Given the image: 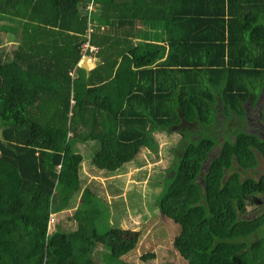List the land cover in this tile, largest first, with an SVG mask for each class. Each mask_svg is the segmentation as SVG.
I'll return each instance as SVG.
<instances>
[{"label":"trees","instance_id":"16d2710c","mask_svg":"<svg viewBox=\"0 0 264 264\" xmlns=\"http://www.w3.org/2000/svg\"><path fill=\"white\" fill-rule=\"evenodd\" d=\"M93 1L100 11L88 14ZM149 1L0 0V264H126L139 233L113 230L111 204L82 189L74 147L98 141L94 163L114 173L155 150L159 131L181 136L156 197L180 225L179 254L188 264H264V173L244 175L264 159V130L249 129L246 107L264 98V14L243 16L237 34L190 38L181 26L168 46L106 45L102 26L147 23ZM86 41L98 51L85 54L102 60L90 70L80 65ZM71 207L75 227L51 231V214Z\"/></svg>","mask_w":264,"mask_h":264},{"label":"rangeland","instance_id":"374dc122","mask_svg":"<svg viewBox=\"0 0 264 264\" xmlns=\"http://www.w3.org/2000/svg\"><path fill=\"white\" fill-rule=\"evenodd\" d=\"M97 8L100 11L99 7ZM87 62L90 63L89 59ZM90 64L93 67V64ZM262 95L255 101L256 103L254 100L246 103L247 113L253 122L249 129L254 132H257L256 127L253 126L254 123L259 124L260 130H264V113L261 112L264 102ZM221 116L225 117L223 114ZM222 120L225 121V119ZM259 132L264 135V131ZM218 134L220 135L218 139L222 142L223 138L220 133ZM154 137L155 150L143 147L132 162L125 164L123 168L114 173L100 169L94 163L93 159L101 148L98 141L78 142L74 150L83 155L80 165L82 189L90 187L111 204L110 223L113 230L121 228V230H129L130 233L133 231L139 233L137 246L129 254L120 257L126 264H188V260L181 256L174 247V238L180 232V225L160 215L156 207V197L162 190L167 170L173 163L172 148L179 143L181 136L176 132L159 131L154 133ZM220 145L218 143L212 150L209 159L220 153ZM259 161L256 168L247 170L244 175L258 178L264 173V159L261 156H259ZM205 166L207 168L208 163ZM80 193L81 191L74 195L76 197L74 201L72 200V205L80 202ZM262 198L264 205V195ZM261 211L260 208L255 211L252 209L244 216L253 217ZM73 212L72 209L54 215L50 221L51 231L59 223L63 229H73L76 224L72 218ZM147 229L151 230V232L149 230V235ZM106 249L104 246L97 247L95 255H100ZM148 252H154L155 258L142 260L141 256Z\"/></svg>","mask_w":264,"mask_h":264},{"label":"crops","instance_id":"0c3cea01","mask_svg":"<svg viewBox=\"0 0 264 264\" xmlns=\"http://www.w3.org/2000/svg\"><path fill=\"white\" fill-rule=\"evenodd\" d=\"M143 1L144 0H140V3ZM137 2L138 0H133L134 4ZM90 5H92L91 2L87 5L88 14H94L99 11L97 8L99 7L98 3L92 5L93 11H90ZM147 5L148 6H140L144 7L140 8L141 12L151 16L150 21H147V23L140 19H135L133 20V25L124 24L118 27H111L110 25L102 26V30H108L109 33H111V38L106 41V45L117 47L122 44L124 46L130 44L135 46L143 42H155L163 43L168 46V38L170 35L174 36L175 30L180 32L181 26L183 31L187 33L190 38L197 37L198 32L201 34L206 33L204 36L199 34L203 38L205 36H207V38H213V36L218 35L222 30L230 29L231 26L233 31H237V34L241 31L243 16H250L252 13L256 12L264 14V0H150ZM169 11L170 22L178 19L182 23L176 24L173 22L169 24L170 22L165 19ZM1 14L2 13H0V21L3 22L6 18L4 15L1 17ZM185 15L191 18L188 22L182 21V19H187L186 17L184 18ZM233 20H235V22H233ZM92 22L97 23L95 20ZM92 22L90 21L91 26H93ZM89 29L92 30L91 27ZM89 29L88 31H90ZM1 36H3L4 39L2 45L7 49L10 50L16 47V42L9 41L5 32L1 33ZM87 56L92 57L88 59L90 63L93 64V67L97 66V64L102 61L101 57L93 55H86L83 58ZM90 63L87 62V70L93 68ZM72 209H74V207L63 211H71Z\"/></svg>","mask_w":264,"mask_h":264},{"label":"built area","instance_id":"2783aa9c","mask_svg":"<svg viewBox=\"0 0 264 264\" xmlns=\"http://www.w3.org/2000/svg\"><path fill=\"white\" fill-rule=\"evenodd\" d=\"M92 3V5H93V3H94V1L93 2H91ZM92 5H90V11L93 9V6ZM93 11V10H92ZM90 30V29H89ZM82 46H83V48H84V51H83V54H85V52H86V50L87 49H89V50H92V51H97V47L96 46H94V45H91L90 43H89V41H86V42H84L83 44H82Z\"/></svg>","mask_w":264,"mask_h":264},{"label":"water","instance_id":"95a60500","mask_svg":"<svg viewBox=\"0 0 264 264\" xmlns=\"http://www.w3.org/2000/svg\"><path fill=\"white\" fill-rule=\"evenodd\" d=\"M88 58H92V57H91V56H87V57L84 59V61L81 63V66H82V67H85L86 69L88 68V65H87V63H86V61H87Z\"/></svg>","mask_w":264,"mask_h":264},{"label":"clouds","instance_id":"9594fccd","mask_svg":"<svg viewBox=\"0 0 264 264\" xmlns=\"http://www.w3.org/2000/svg\"><path fill=\"white\" fill-rule=\"evenodd\" d=\"M97 49H98V48H97ZM84 56H86V54H84ZM57 214H58V212L55 213V215H57ZM53 216H54V214H51V216H50V217H51L50 221L52 220Z\"/></svg>","mask_w":264,"mask_h":264}]
</instances>
